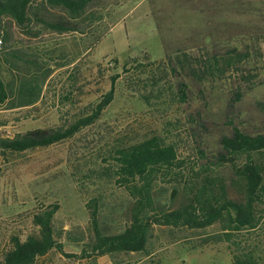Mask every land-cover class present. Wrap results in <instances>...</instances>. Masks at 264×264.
Instances as JSON below:
<instances>
[{"label":"rangeland","instance_id":"rangeland-1","mask_svg":"<svg viewBox=\"0 0 264 264\" xmlns=\"http://www.w3.org/2000/svg\"><path fill=\"white\" fill-rule=\"evenodd\" d=\"M96 4L100 19L84 34L42 31L34 37L11 19L3 22L8 33L6 46L36 56L51 71L35 107L0 109L2 137L68 125L90 114L109 90L110 77H120L115 82L114 100L93 125L70 140L8 154L0 160V252L12 234L24 238L36 230L30 223L31 213L39 205L51 203L60 205L56 223L65 231L83 234V241L89 242L92 235L85 200L93 196V187L83 198L74 178L97 168L109 144L161 133L176 142L183 156L188 155L182 158L196 162L197 150H202L206 157L202 161L215 164L216 140L230 128L228 118L240 123L244 117L264 115V0H100ZM99 35L100 40L90 47ZM217 36L222 53L236 48L243 54L240 62L221 75L209 92H197L189 86L182 99L177 85L188 84V80L179 68L173 70L165 61L163 45L174 55L185 52L191 58L204 59L211 49L208 42L216 41ZM0 75L4 80L10 78L1 61ZM151 91L158 97L147 107L138 98ZM194 104L198 111L192 112L190 105ZM75 168L79 173L73 177ZM155 184L163 190L160 202L165 206L174 202L175 208L180 195L173 199L174 182L156 180ZM106 190L100 221L111 231L122 230L133 199L118 186H107ZM217 229L154 225L141 253L82 260L53 250L35 264H231L225 243L202 245L217 234ZM249 238L240 239L248 243ZM62 245L70 254H79L81 249L65 239Z\"/></svg>","mask_w":264,"mask_h":264},{"label":"trees","instance_id":"trees-1","mask_svg":"<svg viewBox=\"0 0 264 264\" xmlns=\"http://www.w3.org/2000/svg\"><path fill=\"white\" fill-rule=\"evenodd\" d=\"M99 1L0 0V61L10 75L7 80L0 75V109L35 107L51 71L47 63L40 62L36 56L6 46L8 33L3 22L11 19L19 29L34 37L42 31L84 34L100 19L95 9ZM33 26L38 29L33 30ZM101 37L94 36L90 47ZM214 39L216 41L208 42L211 49L204 59L191 58L185 52L174 55L163 45L165 61L171 69L179 68L188 80V84L180 82L177 85L182 99L186 98L189 86L197 92H209L221 75L235 69L240 62L243 54L236 48L222 53V48L217 46L218 36ZM113 62L117 64V60ZM119 77L118 74L110 77L109 90L93 105L90 114L68 125L31 129L11 137L0 136V160L8 154L70 140L93 125L114 100L115 82ZM234 92L239 99L240 92ZM153 93L141 94L138 101L148 107L151 99L158 97ZM63 99L67 101L68 97ZM190 107L192 112L198 111L195 104ZM224 112L230 113L227 109ZM228 119L230 128L216 140L215 164H209L206 159L202 161L206 158L202 150H197L196 162L182 158L188 155L183 156L176 142L161 133L137 141L119 140L109 144L97 168H89L85 174L74 178L83 198L93 187V196L85 200L92 235L89 242L83 241V234L65 231L56 223L59 203L39 205L30 218L36 230L24 238L19 233L12 234L0 252V264H35L53 250L66 258L82 260L141 253L146 250L154 225L196 231L217 226V234L204 240L202 245L225 243L231 264H264V115H250L240 123L233 117ZM76 172L79 173L78 168L72 173L73 177ZM156 180L174 182L173 199L180 195L175 208L172 207L174 202L169 206L160 202L159 192L163 190L155 188ZM107 186H118L133 199L126 218L128 222L122 230L111 231L105 221H100ZM244 236L250 237L248 243H242L240 238ZM62 239L80 245L79 254L65 252Z\"/></svg>","mask_w":264,"mask_h":264},{"label":"built area","instance_id":"built-area-1","mask_svg":"<svg viewBox=\"0 0 264 264\" xmlns=\"http://www.w3.org/2000/svg\"><path fill=\"white\" fill-rule=\"evenodd\" d=\"M1 47H2V41H1V39H0V50H1Z\"/></svg>","mask_w":264,"mask_h":264}]
</instances>
